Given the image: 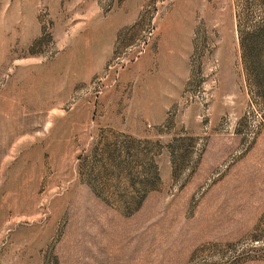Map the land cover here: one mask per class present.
I'll list each match as a JSON object with an SVG mask.
<instances>
[{
    "label": "rangeland",
    "instance_id": "374dc122",
    "mask_svg": "<svg viewBox=\"0 0 264 264\" xmlns=\"http://www.w3.org/2000/svg\"><path fill=\"white\" fill-rule=\"evenodd\" d=\"M0 264H264V0H0Z\"/></svg>",
    "mask_w": 264,
    "mask_h": 264
}]
</instances>
